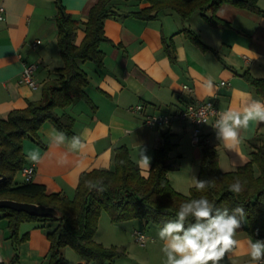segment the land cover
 <instances>
[{
	"label": "crops",
	"instance_id": "obj_1",
	"mask_svg": "<svg viewBox=\"0 0 264 264\" xmlns=\"http://www.w3.org/2000/svg\"><path fill=\"white\" fill-rule=\"evenodd\" d=\"M95 2L61 0L66 12L81 21L87 19L88 10ZM257 3L264 11V0ZM0 5L5 8L0 19V117L5 118L11 110L25 107L28 100L40 98L41 84L54 77L53 68L61 66V55L57 44L55 0H0ZM146 5V0L117 3L121 12ZM206 13L210 15L211 10ZM215 14L229 25H213L198 11L185 20L171 10L163 11L151 20L131 15L106 17L103 26L109 40L99 44L104 52L103 65L78 60L87 73L88 84L84 89L95 108L74 98L69 106L57 110L74 117L73 136H79L84 146L73 151L68 141L57 144L53 130L61 131L45 120L38 130L44 147L29 137L22 140L24 165L34 164L27 159L29 153L37 152L41 157L39 163L34 164L30 179L43 184L48 192H59L71 198L80 173L93 168H111L115 148L119 145L128 148L136 163L141 148H144L151 158V166L154 150L162 143L163 133H167L174 143L168 154V160L174 166L168 170L167 177L174 189L188 194L190 187L195 185L202 156L201 146L192 142L191 123L175 120L165 126L148 127L143 124L141 113L131 111L130 107L141 103L143 112L161 113L184 107L192 100L215 97L218 109L223 112L230 108L240 110L245 99L264 102V92L260 94L242 75L247 72L255 78H264V13L225 2L217 7ZM184 28L193 30L209 48L203 49L192 43L181 31ZM83 36L84 29L80 24L75 31L74 43L79 44ZM36 39L41 42L33 47L31 43ZM163 40L174 44V62L164 51ZM23 60L46 65L40 78L38 68L35 71L36 89L18 82ZM209 79L214 85L211 93L206 88ZM220 81L225 84L220 85ZM183 84L192 90L184 89ZM213 120L204 124L203 134L217 150L222 171L247 162L252 149L264 139V123L253 121L242 131L238 146L229 150L216 140ZM64 134L69 139L72 137ZM149 169L143 170L144 176L148 175ZM19 174L24 178L20 171ZM14 182L22 181L14 178ZM103 212L94 238L105 246L116 245L124 249L123 254L113 258L115 264H163L165 257L161 251L162 241L158 238L159 226L145 225L140 219L114 222L109 215V219L102 215ZM101 221L105 226L103 229ZM54 225L53 221H24L18 227V235L27 233V237L16 242L8 237L7 220L0 212V264H48L46 232ZM134 229L144 231L153 240L138 244L133 237ZM235 238L240 244L232 261L250 264L247 241L257 239L244 230L237 231ZM63 256L62 264H75L83 259L69 246L63 248ZM221 264L230 262L226 257Z\"/></svg>",
	"mask_w": 264,
	"mask_h": 264
},
{
	"label": "trees",
	"instance_id": "obj_2",
	"mask_svg": "<svg viewBox=\"0 0 264 264\" xmlns=\"http://www.w3.org/2000/svg\"><path fill=\"white\" fill-rule=\"evenodd\" d=\"M121 0H96L87 13V19L81 21L66 12L61 0H55L57 6V44L63 60L61 66L53 68L54 77L41 84V96L37 100H28L23 108L11 110L5 118L0 117V198L17 201L43 203L58 208L63 217H39L9 208H0L7 220L8 237L21 241L27 233L19 236L18 227L24 221H53L55 225L48 229V264L64 262L63 248L71 247L80 257L96 261L99 264H115L113 258L124 253L116 245L105 246L95 240L99 216L106 211L111 221L120 222L130 219L143 220L145 225L153 224L160 228L175 218L180 204L191 199L205 196L216 208L228 209L243 207L246 222L242 228L255 239H264V139L250 152L247 162L235 169L222 171L218 163V152L208 142L206 135L198 142L202 156L197 180L208 181L210 186L203 192L191 186L188 194L173 188L167 172L174 164L169 162V152L174 147L170 135L163 133L162 143L154 150L153 160L147 176L140 172L138 164L130 157L125 145L115 148L111 168H93L79 175L73 197L59 192H48L41 183L31 179L14 182L17 172L25 163L22 149L23 138L29 137L45 144L38 136L40 125L49 120L61 132L73 136L74 117L58 112L69 106L74 98L84 100L95 108L84 87L88 84L87 73L79 66L78 60H91L98 66L103 65L104 52L99 48L102 41H108L103 22L109 16L131 15L142 20L156 18L159 13L171 10L183 20L194 12L211 24L225 27L228 21L215 14L222 3H230L238 8L264 13L258 0H146L148 5L136 10L119 11L117 3ZM211 10V14L206 12ZM82 24L84 36L79 44L74 43L75 31ZM194 44L203 49L209 48L198 35L189 28L181 30ZM163 48L171 62L176 60L172 41L163 40ZM258 90L264 92V78H255L249 73L242 74ZM239 180L244 191L235 195L229 191V185ZM88 182L103 187V192L90 190Z\"/></svg>",
	"mask_w": 264,
	"mask_h": 264
},
{
	"label": "clouds",
	"instance_id": "obj_3",
	"mask_svg": "<svg viewBox=\"0 0 264 264\" xmlns=\"http://www.w3.org/2000/svg\"><path fill=\"white\" fill-rule=\"evenodd\" d=\"M209 93L214 85L209 79L206 84ZM246 95V94H245ZM264 123V102L258 100L243 101L240 110L231 108L218 113V118L212 125L215 137L229 150L235 149L240 143L242 131L248 129L250 122ZM201 122L207 124L206 119ZM57 144L69 142L70 149L80 150L83 143L79 136L70 139L62 132L53 130ZM28 160L39 163V153H29ZM151 158L141 148L137 161L144 174V169L150 168ZM90 190L96 189L103 192L101 186L88 182ZM210 186L208 181L195 180V188L199 192L205 191ZM229 191L239 195L244 187L239 180L229 185ZM246 212L243 207H236L229 212L228 209L216 208L205 196L191 199L180 204L175 218L166 221L158 232L162 241L161 251L164 254L163 264H221L227 257L230 264H234L232 256L236 254L240 242L235 238L237 230L246 222ZM247 255L250 264H264V239L247 241Z\"/></svg>",
	"mask_w": 264,
	"mask_h": 264
},
{
	"label": "built area",
	"instance_id": "obj_4",
	"mask_svg": "<svg viewBox=\"0 0 264 264\" xmlns=\"http://www.w3.org/2000/svg\"><path fill=\"white\" fill-rule=\"evenodd\" d=\"M5 13V8L3 5H0V19L3 18ZM40 39H36L31 43L34 47L38 43H40ZM38 62H29L23 60V66L19 74L18 82L22 84H26L32 89H36L38 87V83L35 78V71L38 68ZM225 81H220V85H224ZM183 88L191 91V87L187 84H183ZM130 110L133 112L141 113L142 122L148 127H161L170 124L175 120H185L191 123L192 125V142L197 143L203 137V126L205 123L201 122V120L208 121L210 119H214V123L218 118V113L220 110L218 109L215 97L209 98L205 100H192L185 104L184 107L177 108L173 111L161 112V113H145L143 112V105L141 103H137L130 107ZM207 142V138L205 139ZM25 180L30 179L31 175L34 172V164L24 165L20 170ZM134 240L140 244L144 245L147 241H152L153 237L147 235L144 231L140 229L133 230ZM8 264V263H1ZM75 264H89L87 259H80Z\"/></svg>",
	"mask_w": 264,
	"mask_h": 264
},
{
	"label": "water",
	"instance_id": "obj_5",
	"mask_svg": "<svg viewBox=\"0 0 264 264\" xmlns=\"http://www.w3.org/2000/svg\"><path fill=\"white\" fill-rule=\"evenodd\" d=\"M4 175L0 176V180ZM0 208H9L16 211H23L30 215L39 217H63V212L56 207L43 203L17 201L9 198H0Z\"/></svg>",
	"mask_w": 264,
	"mask_h": 264
},
{
	"label": "rangeland",
	"instance_id": "obj_6",
	"mask_svg": "<svg viewBox=\"0 0 264 264\" xmlns=\"http://www.w3.org/2000/svg\"><path fill=\"white\" fill-rule=\"evenodd\" d=\"M61 63H60V65H62V57L60 58V60H59ZM46 65H42V64H40L39 65V67H38V70H37V75H38V78H40L41 76H42V74L46 71ZM15 180H18V181H24V178H22L21 176H20V174H19V172H17L16 173V175H15ZM102 215H106V217H107V219H109L108 218V213L106 212V211H104L103 213H102ZM101 220H102V218H100ZM101 224H102V226H103V223H102V221H101ZM103 228H105V226H103L102 227V229ZM99 233H101V231L99 232Z\"/></svg>",
	"mask_w": 264,
	"mask_h": 264
}]
</instances>
